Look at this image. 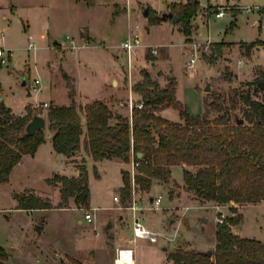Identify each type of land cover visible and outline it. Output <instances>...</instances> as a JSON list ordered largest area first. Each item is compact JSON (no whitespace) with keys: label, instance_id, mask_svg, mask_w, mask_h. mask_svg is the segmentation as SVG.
Listing matches in <instances>:
<instances>
[{"label":"rangeland","instance_id":"374dc122","mask_svg":"<svg viewBox=\"0 0 264 264\" xmlns=\"http://www.w3.org/2000/svg\"><path fill=\"white\" fill-rule=\"evenodd\" d=\"M187 2L0 0V47L5 49V58L0 57V98H5L0 101H6L17 115H27L30 107L29 116L47 117L48 125L43 129L46 137L50 107L71 102L68 85L75 86L77 101L82 105L87 100H103L113 110L132 115L130 98L134 105L139 98L134 91L132 94L131 87L140 80L143 70H148L163 86L168 83L166 74H175L177 96L194 115L202 114L205 101L217 92L234 97L236 87L264 99V92L248 84L258 70L264 71V45H258L246 57V46L236 43L264 41V0H201L188 36L181 24L174 25L171 19L151 22L144 15L143 10L149 8L153 17H160L163 12L172 11L174 5ZM240 3L255 9L244 11ZM221 10L226 15L216 17ZM134 33L139 35V44L130 69L122 42ZM214 41L224 43L220 54L219 42ZM196 52V62L190 66ZM148 53L155 59L149 61ZM113 73L118 75L111 76ZM24 76L28 86L22 84ZM207 82L211 83L210 91L205 90ZM28 87L32 96L28 95ZM105 90L107 96L103 98ZM86 96L89 99L83 98ZM233 101L230 100L232 112L242 117L245 104L238 96ZM169 110L178 113L173 107ZM215 115L212 112L211 116ZM44 150L35 160L27 158L23 165L13 168L10 180L0 183V264H114L113 253L118 243L113 242L114 247L110 243L115 236L128 241L133 226L132 212L127 208L132 197L119 202L118 211L111 208L118 204L113 196L120 193L123 184L122 165L109 161L101 172L98 170V176L91 165V201L99 206L98 211L91 205L79 206L75 197L69 198L67 207H57L62 200L61 184H50L47 177L54 171L65 173L68 168L61 159L51 161ZM124 165L134 176L132 165ZM71 166L75 172L74 164ZM183 170L181 165L173 166L172 182L160 183L152 192L137 189L142 219L162 233L156 243L138 241L137 264H172L170 254L179 247L214 251L218 223L228 216L236 217L239 212L243 217L239 224L232 225L233 231L240 234L243 229L246 236L264 241V201L204 203L180 184L184 181ZM31 187L55 207L16 208L14 196L30 191L24 189ZM158 194L163 195V200L159 208L153 209L149 197ZM233 206L238 212L232 210ZM86 212L96 214L94 221L85 219ZM109 218L115 223L113 229L107 227ZM2 249L7 259L3 258Z\"/></svg>","mask_w":264,"mask_h":264},{"label":"trees","instance_id":"16d2710c","mask_svg":"<svg viewBox=\"0 0 264 264\" xmlns=\"http://www.w3.org/2000/svg\"><path fill=\"white\" fill-rule=\"evenodd\" d=\"M200 6V0H188L174 5L171 11L179 17L178 24L186 36L191 34L192 19ZM148 12L151 22L163 20L162 15L153 17L149 8ZM223 45V42L217 43L219 54ZM258 45H264V41L241 43L246 46L245 55H250ZM147 59L152 61L155 57L148 53ZM248 84L255 86L258 92H264V71L258 70ZM68 88L71 102L52 105L47 114L49 128L54 131V149L73 157L84 147L96 162L115 158L130 162L134 156L139 163L134 176L126 169L122 170L124 201L131 197L133 182L137 189L146 192L152 190L155 181L170 184L175 165L183 166V187L204 203L264 201V99L253 97L251 91L241 92L239 87L233 88L232 98L229 94L217 92L210 101H205L204 112L194 115L178 98L175 78L168 79L163 86L148 70H143L141 79L132 87L142 100V106L135 105L132 115H117L118 111L103 100L80 104L75 86L68 85ZM237 96L245 104L242 117L232 112L234 107H231L230 100ZM167 107L177 109L182 121L161 115ZM27 111V115H17L0 101V182H8L23 155H34L46 141L43 129L32 136L24 134L33 116H29L30 107ZM212 112L217 115L212 117ZM238 118L244 121L238 123ZM138 152L143 153L141 158ZM73 161L79 169L77 176L55 174L47 181L53 185L61 184L62 200L57 207H67L70 197H75L79 206L90 207L87 160ZM94 168L98 176L96 164ZM15 199L18 202L16 208L55 207L50 200L33 191L16 194ZM231 208L238 212L236 206ZM237 214L218 223L217 243L212 255L179 247L170 254L172 264H264V241L233 231L232 225L239 224L243 217L242 213ZM3 258H8L4 250Z\"/></svg>","mask_w":264,"mask_h":264},{"label":"crops","instance_id":"0c3cea01","mask_svg":"<svg viewBox=\"0 0 264 264\" xmlns=\"http://www.w3.org/2000/svg\"><path fill=\"white\" fill-rule=\"evenodd\" d=\"M201 1V0H200ZM155 2V1H154ZM153 3V2H152ZM241 4V3H240ZM241 5H243V4H241ZM244 6V11L246 10V11H251L250 9H252V10H254L255 8L254 7H249V6H246V5H243ZM257 8H259L258 6H257ZM145 10V9H144ZM143 10V11H144ZM164 13V12H163ZM226 15V14H225ZM224 15V16H225ZM223 17V16H222ZM264 16H262V18H263ZM214 42H219V41H214ZM229 42H233V41H229ZM236 43H240L241 44V42H236ZM253 49H255V50H257V48H253ZM253 54V50L251 51V54L250 55H252ZM250 55H245L246 57H249ZM157 71V70H156ZM115 75H118V73H113L111 76H115ZM168 75H171V74H169V73H167L166 74V77L168 78ZM175 75V74H174ZM111 76H110V78H111ZM25 77V76H24ZM177 76L175 75V78H176ZM109 78V79H110ZM141 79V78H140ZM108 82V81H107ZM107 82L105 83V85L107 84ZM115 82V81H114ZM77 85V84H76ZM27 86H28V83H27ZM105 87V86H104ZM29 88V87H28ZM31 90V89H30ZM134 92H132V94H133ZM33 95V92L31 91V96ZM104 96H107V91L105 90V94L103 95V98H104ZM5 97H3V99H4ZM83 98H87V99H89V96H86V97H83ZM5 103H6V101H5ZM87 103H91V101H89V100H87V101H83V105H86ZM7 104V103H6ZM81 104V103H80ZM8 105V104H7ZM9 106V105H8ZM111 107V106H110ZM171 107H167V108H164L162 111H161V115H163L164 117H166V118H169V119H171V120H174V121H182V119H181V117H180V114H179V111H178V113H176V112H174V111H170L169 109H170ZM118 113L119 114H121V112H119L118 111ZM47 125H48V123H47ZM47 128V127H46ZM53 135H54V131L53 130H51V129H49V131H48V133H47V135H46V141L43 143V144H41L40 146H39V148H38V150L35 152V154L34 155H31V154H24L23 155V158H22V160L14 167V168H16V167H18V166H20V165H23V163H24V161H26V159L27 158H30V160H35L37 157H38V155H39V153L40 152H42V149H44V148H46V150H44L46 153H48V157L50 158V160L51 161H57L58 159H61V161H63L64 162V164L66 165V167L68 168L67 169V171L65 172V173H61V172H56V171H54L53 173H52V175L53 174H62V175H68V176H72V175H74V176H77L78 174H79V169L77 168V163L75 162V161H73L74 159L75 160H81V159H83V158H86V160H87V162H86V164H87V167H88V171L90 172V167H91V165L92 166H94L95 164L97 165V167H98V170H99V172H101V169L103 168V166H105V164L107 163V162H109V161H115V162H118V163H120L121 165H122V168H121V173H122V170L123 169H125V165L124 164H128V163H130L131 165H132V171H136V169L134 168V166H133V162H134V156H132V158H131V161L130 162H124V161H122V160H120V159H118V158H115V159H105V160H102V161H98V162H96L95 160H93L92 159V157L91 156H89L87 153H86V151H85V149H84V147H82V149L78 152V154L77 155H75V156H73V157H68V156H66L65 154H63V153H59V152H57L55 149H54V145H53ZM61 157V158H60ZM74 164V166H75V172H74V170H73V166H71V165H73ZM182 166V165H181ZM183 167V166H182ZM173 168V167H172ZM101 174V173H100ZM51 175V176H52ZM51 176H49V177H51ZM49 177H47V178H49ZM46 178V179H47ZM0 183H3V182H0ZM160 183H162V182H159V181H155V183L153 184V187H152V189H154V187H156V186H158V185H160ZM89 184L91 185V183H90V177H89ZM124 184V183H123ZM123 184H122V186H123ZM180 184H183V183H180ZM121 186V187H122ZM90 189H91V187H90ZM24 190H30V191H33L34 192V189L31 187V188H25ZM24 190H21V191H24ZM19 192V191H18ZM152 192V191H151ZM140 192H138L137 191V194L136 195H138ZM117 195H119V197H121V199L119 200V201H116L115 199H114V197L115 196H117ZM158 195H160V194H158ZM157 195V196H158ZM153 195H150V197H152ZM91 197H92V193H91ZM91 197H90V205H91V207L93 208V210H95V211H98L99 210V206H95L94 204H92V201H91ZM149 197V198H150ZM14 198H15V196H14ZM113 199H114V201L115 202H117L118 204L117 205H114V206H111V208L112 209H115V210H117L118 211V205H119V202H121L122 203V201H123V196H122V193H121V188H120V193H118V194H115L114 196H113ZM18 202H17V199H16V204H17ZM17 206V205H16ZM120 217H122V214L121 213H119V218ZM78 222L79 223H82L83 221H82V219H78ZM109 223H111L112 225L111 226H109ZM243 224H245V217H244V219H243ZM114 226H115V223L112 221V220H110V218L108 219V224H107V227H112V229L114 228ZM115 231H116V233H118L119 232V227H117L116 229H115ZM239 232H240V234H241V236H245V237H250V236H246L245 235V231L243 230V229H240L239 230ZM250 238H253V237H250ZM116 241V243H118L117 245H116V247L114 248V253H113V257H114V259H115V257H116V253H117V249L118 248H121V247H124V246H128V242L126 241L125 242V240H123V239H121V238H119V237H117V236H115V238H113V240L111 241V243H110V245H113V247H114V244H113V242H115ZM113 263H114V260H113Z\"/></svg>","mask_w":264,"mask_h":264},{"label":"built area","instance_id":"2783aa9c","mask_svg":"<svg viewBox=\"0 0 264 264\" xmlns=\"http://www.w3.org/2000/svg\"><path fill=\"white\" fill-rule=\"evenodd\" d=\"M225 14L226 12L221 10V11H218L215 15L216 17H222ZM1 36L4 37V32H1ZM138 44H139L138 33L132 34L130 37H128L125 41L122 42V48L125 50V53L127 55V64L130 69L132 68L133 57L136 54V51H137L136 49L138 47ZM0 57L5 58L4 47H0ZM197 57H198V52H196L195 56H193L191 60L189 61L190 66H193V64L196 62ZM132 87H131V91L133 92ZM135 105H138L140 107L142 106V104L138 102H136ZM135 105L133 102V98H130L131 109L134 108ZM137 165H139V163L134 160L133 166L135 169ZM133 174H135V170L133 171ZM136 194H137V187L135 183L133 182L132 192H131V197L133 199V202L131 205L127 207L132 212V216H133L132 236L127 241L128 246H124V247L117 249L114 264H137L136 263V254H137L136 245L138 241L141 239H144V240H148L153 243H156L158 242L159 238L162 236L161 232L149 227L145 223V221L142 219L141 215H142L143 210L141 206H139L138 204V201L136 199ZM114 199L116 201H119L121 197L115 196ZM162 200H163L162 194L158 196H153V200L152 201L149 200L151 204V208L153 209L159 208ZM95 216H96L95 213H91V212L85 213V219L89 222L94 221Z\"/></svg>","mask_w":264,"mask_h":264},{"label":"water","instance_id":"95a60500","mask_svg":"<svg viewBox=\"0 0 264 264\" xmlns=\"http://www.w3.org/2000/svg\"><path fill=\"white\" fill-rule=\"evenodd\" d=\"M144 15L145 16H148L149 15V12H148V8H146L144 10ZM171 19L173 24L176 25L179 21V17L174 14L173 12H164L162 13V19L163 20H166V19ZM175 78V75L174 74H171V75H168V79H173ZM28 83V80L26 77H24L23 79V82L22 84L23 85H27ZM212 88L211 86V83L210 82H207L206 86H205V90L206 91H210ZM28 95H31V90L28 88ZM0 99H3V96L0 98ZM138 103H141L142 100L141 99H138L137 101ZM117 115H120L119 113ZM238 123H242L244 121L243 118H238ZM47 117H45L44 115L42 114H35L33 116V118L29 121V123L27 124L26 126V129H25V132L24 134L27 135V136H32V135H35L40 129H45L47 127ZM138 157H142L143 156V153L142 152H138L137 153ZM153 200V196L150 197V201ZM112 224L109 223V226H111ZM38 229L41 231V227L38 226ZM167 247H164V250H166ZM206 255H212L213 254V250L212 249H209V250H206V251H203Z\"/></svg>","mask_w":264,"mask_h":264}]
</instances>
